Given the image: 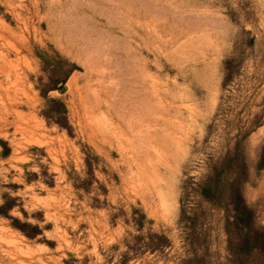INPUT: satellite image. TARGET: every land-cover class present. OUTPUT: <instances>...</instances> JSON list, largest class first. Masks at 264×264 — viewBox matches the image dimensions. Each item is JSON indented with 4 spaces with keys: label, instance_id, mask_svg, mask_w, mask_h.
Here are the masks:
<instances>
[{
    "label": "rangeland",
    "instance_id": "obj_1",
    "mask_svg": "<svg viewBox=\"0 0 264 264\" xmlns=\"http://www.w3.org/2000/svg\"><path fill=\"white\" fill-rule=\"evenodd\" d=\"M8 200L0 264H264V0H0Z\"/></svg>",
    "mask_w": 264,
    "mask_h": 264
},
{
    "label": "trees",
    "instance_id": "obj_2",
    "mask_svg": "<svg viewBox=\"0 0 264 264\" xmlns=\"http://www.w3.org/2000/svg\"><path fill=\"white\" fill-rule=\"evenodd\" d=\"M54 101V99H50ZM61 107L65 110L63 103H60ZM222 173L218 174L214 179H210L206 183L203 191V195L210 201L214 200L217 195H223V190L225 188V182L221 176ZM214 183L218 184V188H213ZM215 190V191H214ZM234 209H235V225L238 228H246L251 225L252 221V210L249 209L244 203L243 197L238 189L234 187ZM10 201L8 200L5 204L0 205V216H7L10 210Z\"/></svg>",
    "mask_w": 264,
    "mask_h": 264
}]
</instances>
